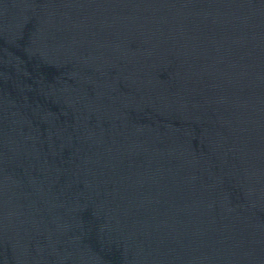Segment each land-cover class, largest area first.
<instances>
[{
  "label": "water",
  "instance_id": "water-1",
  "mask_svg": "<svg viewBox=\"0 0 264 264\" xmlns=\"http://www.w3.org/2000/svg\"><path fill=\"white\" fill-rule=\"evenodd\" d=\"M0 264H264L162 170L0 62Z\"/></svg>",
  "mask_w": 264,
  "mask_h": 264
}]
</instances>
